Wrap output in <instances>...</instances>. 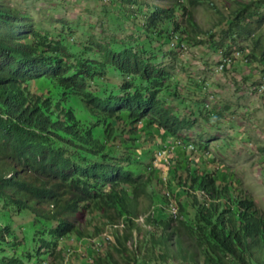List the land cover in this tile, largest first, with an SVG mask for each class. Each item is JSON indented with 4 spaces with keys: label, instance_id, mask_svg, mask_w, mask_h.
<instances>
[{
    "label": "trees",
    "instance_id": "obj_1",
    "mask_svg": "<svg viewBox=\"0 0 264 264\" xmlns=\"http://www.w3.org/2000/svg\"><path fill=\"white\" fill-rule=\"evenodd\" d=\"M204 1L189 3L195 8ZM120 5H135L136 11L126 9L125 19L143 26L147 45L135 36L94 34L81 46L71 45L72 28L41 33L28 14L0 3V221H9L10 210H25L34 219L36 246L18 252L22 241L16 236L5 264H38L58 241L87 243L106 228L115 240L102 241L103 254L100 247L89 257L83 254L90 264H264V213L231 175L201 158L199 167L186 152H177L166 184L180 190L174 219L160 176L163 166L147 169L154 149L144 143L141 153L136 148L146 134L186 139L185 131L195 126L192 112L182 116L176 108L182 94L167 85L169 69L156 62L159 53L150 47L175 33L198 43L203 29L180 1L148 9L143 0ZM252 6L240 2L232 10V29L254 33V24L246 23L255 16ZM253 37L264 58L261 37ZM219 45L225 47L223 41ZM107 71L119 73L122 82L105 83ZM127 76L131 79L124 80ZM101 111L102 119L94 115ZM144 196L148 203L142 205ZM141 212L146 230L136 221ZM82 214L89 216L84 226L77 223ZM13 234L8 222L0 224V244ZM58 254L63 257L61 250Z\"/></svg>",
    "mask_w": 264,
    "mask_h": 264
},
{
    "label": "rangeland",
    "instance_id": "obj_2",
    "mask_svg": "<svg viewBox=\"0 0 264 264\" xmlns=\"http://www.w3.org/2000/svg\"><path fill=\"white\" fill-rule=\"evenodd\" d=\"M143 1L148 4L144 8H151L152 3L169 6L180 1L188 10H192L196 22L203 29L205 34L197 37L200 40L198 43L186 36L185 50H169L163 39L151 45L150 49L159 53L160 57L156 62L163 63L169 69L167 85L173 89L179 87L182 95L179 101H174L176 108H179L182 115L193 113L196 125L188 132L190 140L195 144L203 142L210 151V155H201V160L206 164L211 163L212 169L218 166L220 172L225 171L231 175L237 182L238 189L249 196L260 212L264 213V92L259 93L256 89L264 72V58L258 54L259 49L255 48L253 37H261V43L264 44V0H205L195 8H191L189 0ZM240 2L253 3L251 12L255 16L246 20V23L251 21L254 24L253 34L230 27L233 21L231 12L237 9ZM0 3L28 14V20L41 33L58 35L72 28L74 34L69 41L71 45L81 46V42L91 34L117 38L135 36V41L148 44L145 33L142 32L143 26L125 19L126 9L136 11L135 5H120V0H0ZM128 17L132 18V15ZM138 18L141 19V16L138 15ZM258 20L262 21L258 24ZM181 22L184 23L185 19ZM222 41L225 47L219 45ZM221 49H238L242 53L231 68L218 73L214 67ZM76 51L80 52L77 48L73 49V52ZM119 75L108 71L104 80L120 83ZM133 80L139 79L135 77ZM197 164L201 167L199 161ZM174 192L171 191L178 205L180 193ZM141 202L142 205L148 203V198L144 196ZM43 207L51 208L46 205ZM10 211V215L6 217L9 221L6 222L13 230V241L17 236L21 241L24 240L23 247L33 248L34 219L26 216L25 210ZM82 215L78 217L77 223L84 226L89 216ZM98 218L97 222L100 221ZM140 221L142 228L146 230L148 226L143 225L146 222L143 218ZM0 224L4 225L3 221ZM91 230L92 228L89 229L90 232ZM106 231L109 233L104 236L105 239L111 238L110 230ZM93 244L87 245L83 241L74 240L70 246L69 241L60 240L57 246L48 248L46 252L50 253L51 262L90 264L88 257L92 248L100 247L102 254L106 250L105 244L99 245L98 240ZM67 247H71V250L68 251ZM60 250L62 258L58 254ZM20 251L21 247L18 252ZM10 252L12 253L11 250ZM83 254L88 257L84 258ZM115 256L125 263L117 252Z\"/></svg>",
    "mask_w": 264,
    "mask_h": 264
},
{
    "label": "clouds",
    "instance_id": "obj_3",
    "mask_svg": "<svg viewBox=\"0 0 264 264\" xmlns=\"http://www.w3.org/2000/svg\"><path fill=\"white\" fill-rule=\"evenodd\" d=\"M105 2H111V0L109 1H105ZM179 34H175V36H171L170 39L167 42L168 44V48L169 50H185L186 49V44H185V41H186V36H178ZM219 54H218V57H217V60H216V65L214 67L215 71L218 72V73H223L225 70L231 68L235 62L237 61V59H239L241 57V50H235V51H230L229 50V53H227L224 49H221L218 51ZM231 58V62L228 63L225 61V58ZM223 64V68L220 69L219 66ZM110 74H117V73H114V72H111L110 71ZM108 75V71L106 74L103 75L102 77V80H104V76H107ZM120 83L122 82L123 80V77L120 76ZM131 77L130 76H127L126 78H124V80H130ZM105 83H108V84H111V85H117V84H120V83H110L108 82V80H104ZM35 87L34 89H38V85L37 83L33 82ZM106 87V86H105ZM256 89L259 93H262L264 92V72H263V75L260 79V81L256 84ZM179 110V108H178ZM94 115H97V116H100V118L102 119V111L99 113V114H94ZM182 115V114H181ZM187 115H190V114H187ZM183 116V115H182ZM117 115H115L114 118H116ZM194 118V116H193ZM195 119V118H194ZM142 124L139 123V126H141ZM195 125H196V121H195ZM195 128V126L193 127ZM192 128V129H193ZM190 129V130H192ZM185 131V133L183 134V136L186 137V139L184 138H181V137H175V138H171L169 140H163V133L162 132H154L152 133L151 135H144V136H141L142 138L140 140H137V145H136V148L138 150L139 153H141V151L143 150V143L145 146L149 147V148H152L154 149V158L152 160V164L150 166L147 167V169H151L153 167H160V166H163V168H161V171H160V176H161V179L162 181L164 182L165 184V187H164V192H165V195L168 197L169 199V202L167 204L168 206V211H169V214L171 215L172 218L174 219H177L178 218V215H179V208H178V205L176 203V200L173 199V193L174 190L175 191H178L180 193V190L179 189H170V188H167L166 184H167V177H168V173L170 171V168L169 166L174 163L177 159H178V153L177 152H180V151H184L186 152V154H190L189 155V158L192 162V164H195L193 163L194 161L195 162H198V159L200 158L201 155H210V151L208 150V147L206 144H201L203 142H200L199 144L198 143H194L190 140V135H189V131ZM158 144V145H157ZM154 145V147H153ZM143 147V148H142ZM24 168V167H23ZM12 172L9 174V176H12ZM25 176V178H28V179H32L34 174L28 172V173H24L23 174ZM53 179H60L58 176H55V175H51ZM171 191L173 193H171ZM173 194V195H172ZM44 206V205H43ZM48 206V205H46ZM45 208V207H44ZM52 208V206H51ZM173 208L176 210L175 213H173ZM143 218L144 219V222H146V219H145V215H139L136 219V221L140 224L141 221L140 219ZM3 224H7L6 221H3ZM145 225V224H143ZM120 226H122V224H120ZM108 229V228H106ZM105 229V230H106ZM104 232L101 234V236H97L93 239H90V242L88 240V242L86 243L87 245H94L93 243L98 240V244L101 245L104 241L105 242H108V241H114V237L113 235H111V238L109 239H105L104 236H106L107 233H109V231L107 232ZM110 230V229H109ZM105 234V235H103ZM9 238L11 240H9ZM21 241V239H19ZM103 241V242H102ZM13 239L11 236H7L6 237V244H0V264H5V262L7 260L10 259V257L13 255V244H12ZM23 242L24 240H22V245H23ZM79 242H82V241H79ZM85 242V241H83ZM6 245H10L9 247H7ZM12 245V246H11ZM21 245V250L23 251L25 248ZM36 247V246H35ZM35 247L33 248H30V250L32 249H35ZM98 247V246H97ZM8 248H11V249H8ZM13 248V249H12ZM9 250L12 251V253L10 252L9 253ZM48 250V249H47ZM71 250V249H70ZM69 250V251H70ZM46 254H42L40 257H38L39 261H38V264H53V262L50 261V253H47L45 252ZM42 257V258H41ZM36 261V260H35Z\"/></svg>",
    "mask_w": 264,
    "mask_h": 264
},
{
    "label": "bare ground",
    "instance_id": "obj_4",
    "mask_svg": "<svg viewBox=\"0 0 264 264\" xmlns=\"http://www.w3.org/2000/svg\"><path fill=\"white\" fill-rule=\"evenodd\" d=\"M225 61L228 62V63H230L232 60H231V58L229 57V58H225ZM219 68L222 69V68H223V64H221V65L219 66ZM175 212H176V210L173 208V213H175Z\"/></svg>",
    "mask_w": 264,
    "mask_h": 264
},
{
    "label": "built area",
    "instance_id": "obj_5",
    "mask_svg": "<svg viewBox=\"0 0 264 264\" xmlns=\"http://www.w3.org/2000/svg\"><path fill=\"white\" fill-rule=\"evenodd\" d=\"M104 1H109V0H104Z\"/></svg>",
    "mask_w": 264,
    "mask_h": 264
}]
</instances>
